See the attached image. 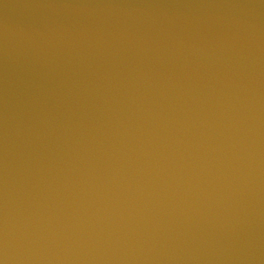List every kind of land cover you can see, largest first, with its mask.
<instances>
[{
	"label": "water",
	"instance_id": "obj_1",
	"mask_svg": "<svg viewBox=\"0 0 264 264\" xmlns=\"http://www.w3.org/2000/svg\"><path fill=\"white\" fill-rule=\"evenodd\" d=\"M0 264H264V0H0Z\"/></svg>",
	"mask_w": 264,
	"mask_h": 264
}]
</instances>
